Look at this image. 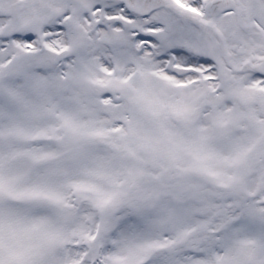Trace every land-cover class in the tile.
<instances>
[{"label":"snow or ice","instance_id":"snow-or-ice-1","mask_svg":"<svg viewBox=\"0 0 264 264\" xmlns=\"http://www.w3.org/2000/svg\"><path fill=\"white\" fill-rule=\"evenodd\" d=\"M0 264H264V0H0Z\"/></svg>","mask_w":264,"mask_h":264}]
</instances>
